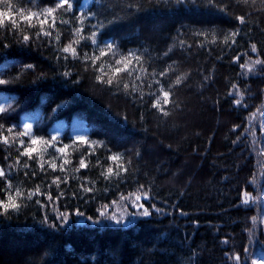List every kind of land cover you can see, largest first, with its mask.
<instances>
[{"label": "trees", "instance_id": "obj_1", "mask_svg": "<svg viewBox=\"0 0 264 264\" xmlns=\"http://www.w3.org/2000/svg\"><path fill=\"white\" fill-rule=\"evenodd\" d=\"M59 2L0 0L19 24L0 26V80L10 81L0 85V200L11 192L20 205L0 214V264L264 260V64L254 63L264 61V0H217L222 10L202 0H70L71 10ZM47 8L51 35L37 37L38 21L28 27L20 10ZM69 44L75 54L62 51ZM129 51L140 62L114 76ZM161 85L171 86L167 105ZM157 97L168 115L153 107ZM33 137L32 158L21 155ZM117 153L122 160L109 159ZM119 164L128 171L105 179ZM236 253L240 262L229 258Z\"/></svg>", "mask_w": 264, "mask_h": 264}, {"label": "snow or ice", "instance_id": "obj_2", "mask_svg": "<svg viewBox=\"0 0 264 264\" xmlns=\"http://www.w3.org/2000/svg\"><path fill=\"white\" fill-rule=\"evenodd\" d=\"M203 3H206L207 7L209 8H216L217 10H222L217 8V0H202ZM245 2H247V0H245ZM177 3H185V0H177ZM191 3L194 6H197V0H191ZM66 6V10H71L73 8V4L70 3V0H60V2L56 5V8H65ZM55 9L53 8H47L45 9L43 12H38V13H33V12H28L27 15H24V10L21 9L20 10V21L23 23H26L28 25V27H36V25L32 24V20L35 18L38 23H39V27H40V31L36 33V36L39 37L41 32H44L43 26L48 23L49 17L52 16V14L54 13ZM42 17V18H41ZM238 20L240 21V23H244L245 22V18L243 16L238 17ZM62 23H64V21H61ZM11 25V27L15 30L19 27V24L17 22L16 19L13 18L12 15L9 14V12L6 11H0V26H5V24ZM56 21L55 18H52V22L50 27H55ZM76 31H80V29H77ZM44 35H51V32H44ZM95 33H92V37H95ZM198 35H207V33H198ZM213 35H215L213 33ZM238 35V32H232L229 33L227 35L224 36L223 42L225 44H227L229 42V39H232L233 42L235 36ZM83 38V37H82ZM30 40V37L25 34L23 35V42L27 43ZM79 41H76V43H78ZM93 43H96L95 39H93ZM106 47L108 49H113L114 45L113 44H108L106 45ZM62 51L64 52H69L71 51L73 54H75V49L72 48L71 44L65 46ZM252 51L255 52L256 51V47L255 45H252ZM101 55H105V53L102 51ZM129 57H131L132 59H128ZM86 59L88 58L87 56L85 57ZM96 59H99V57H96ZM237 59H239V57H237ZM122 60H127V63L124 64L123 68L121 67H116L115 68V72H114V76L115 74L121 73L122 71H127L129 75L132 74V71L129 69V65L132 63V60L137 61L138 63L140 62V57L136 56L135 53L133 51H129V53L127 54L126 57H122L120 60H116V64L120 65ZM94 62V61H93ZM255 64H264V61L262 60H256L254 62ZM241 67H248L249 70H251V66L250 65H244L241 64ZM34 67L33 65H26V68H32ZM102 67V66H101ZM111 67V65H110ZM146 71V70H144ZM67 75V73H65ZM167 72H161L160 75L164 76L166 75ZM98 80H100L101 82H106L107 84L111 85L113 84V78H108L106 81L104 80L103 76H98L97 77ZM137 79H139V77H137ZM186 79V77H177V79L175 80V84H181L182 80ZM10 81L7 80H0V85H4L9 83ZM157 83H159V81H157ZM234 88L236 87L235 85L233 86ZM124 88L127 90L129 88V84L125 83L124 84ZM136 88L133 87L132 91H135ZM160 93L163 97V104L167 105L169 104V97L171 95V86L169 87L168 90H164L163 86L161 85L160 87ZM240 100H236L235 103L236 104H240ZM177 107L179 105H176ZM59 107V106H58ZM153 107L159 109L164 115H168L169 113L167 111H165V109L163 107H161V100L159 97H157V99L153 102ZM6 111L5 107L0 105V113H4ZM55 111V109H54ZM16 125H13L12 128L7 129L9 132H12L13 128H15ZM31 125L30 124H24L23 128L25 129V131L23 133H21L22 135H29L30 134V130H31ZM235 127H239V126H235ZM58 138L57 137H52V139L50 141H46L45 143L48 144L49 146H53V141H56ZM81 143H89L84 137H78L77 138ZM3 142L4 143H8V137H4L3 138ZM38 142V139L33 137L30 141V146L26 147L24 149V152L21 153V155H28L30 158H32V153L36 151L35 148L31 147V145H35ZM21 144H23L24 142L21 141ZM65 149L64 148H60L58 149V151L63 152ZM109 159H111L112 161H120L122 160V154H113L111 157H109ZM131 161H128V164H130ZM53 170H55V168L57 167L54 163L49 165ZM63 166H61L62 168ZM80 168H85L87 167L84 159L80 160ZM41 168L43 169V164H41ZM118 171L114 172L112 167H108L106 169V173H102V175H104L105 179L110 178L112 175H120V172H127L128 168L126 166H124L123 164H119L117 165ZM5 176V172L2 168H0V177H4ZM60 182V178L57 177L56 180L53 181V183H58ZM9 187H11V182L9 181ZM83 187V185H82ZM143 187V186H141ZM87 192H91L93 189L92 188H85L84 189ZM36 191L38 192L39 189H36ZM35 193H29V197L31 195H34ZM15 195L16 196H21L23 195V193L20 192V190L17 188L15 190ZM245 196L247 197V193L245 194ZM143 197L146 199L148 197V194L145 192L143 193ZM123 199H127L125 197H122ZM49 199H51V197L49 196ZM142 199V196L140 194H135V199L132 201L133 204H135L138 208L143 209L142 212L140 213V215L142 216H149L151 214L150 210L146 207H144V205L142 203H139ZM244 203H247V198L243 201ZM20 205L17 204L15 202V200H13V194L11 192H9L7 194V199L6 200H0V214H8L9 211H17L19 209ZM155 207V206H153ZM157 211H159V209H157ZM135 215V214H133ZM61 219H66V217L64 216V214H61ZM111 219H116L115 216L111 217ZM255 219V218H254ZM54 226V225H53ZM247 251V249L245 250ZM230 259H235L237 262L241 261V255L239 253H236L234 256L229 257Z\"/></svg>", "mask_w": 264, "mask_h": 264}, {"label": "rangeland", "instance_id": "obj_3", "mask_svg": "<svg viewBox=\"0 0 264 264\" xmlns=\"http://www.w3.org/2000/svg\"><path fill=\"white\" fill-rule=\"evenodd\" d=\"M262 213H261V219H262V223H263V226H264V194H263V205H262ZM254 262L256 264H264V260H261L260 259H255Z\"/></svg>", "mask_w": 264, "mask_h": 264}]
</instances>
